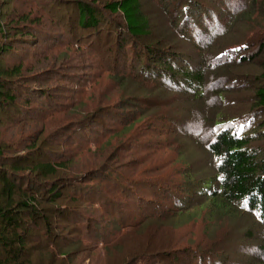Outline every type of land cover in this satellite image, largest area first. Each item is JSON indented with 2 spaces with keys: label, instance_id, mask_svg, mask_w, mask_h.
Returning <instances> with one entry per match:
<instances>
[{
  "label": "trees",
  "instance_id": "16d2710c",
  "mask_svg": "<svg viewBox=\"0 0 264 264\" xmlns=\"http://www.w3.org/2000/svg\"><path fill=\"white\" fill-rule=\"evenodd\" d=\"M157 4L163 5L167 15L174 16L172 25L177 29L179 37L192 39L204 48L214 41L222 42L224 37L234 35L241 24L248 23L251 30L242 39L239 37L234 40V36L233 45L212 47L203 57V66L194 71L190 65L185 67L176 59L170 60L162 49L152 45L141 48L138 44L142 38L150 37L152 30V21L142 0H95L92 4L77 0L78 23L85 30L78 35L60 23L58 26L64 34L55 44H60L66 36L68 45L76 49L78 43L90 49L98 45L109 50L114 47L111 65L104 63L97 51L98 62L104 66L107 75L114 76L118 87L121 81L128 78L118 72L121 70L118 63L123 66L132 64L138 70L134 76L135 84L128 83L131 87L125 85L123 91L126 93L123 92L122 97L107 106L99 103L89 111L81 109L83 102L80 88L85 85L87 78L93 79L97 73L85 77V67L81 70L79 68L78 53L74 57L46 53L40 58L44 60L42 64H46V72H43L46 81L37 83V78L33 79L36 81L33 82L36 85L34 88L21 86L20 89V86L14 85L8 88L0 81L1 107H14V102L20 99L32 106L24 112V116L13 118L14 128L18 126L19 129L16 134H20L21 143L25 142V149L29 151L20 157L35 158L32 166L19 167L14 164L11 169L13 171L0 167V264H66L72 252L70 246L76 245L80 253L95 251L103 246L105 249L119 247L123 241L120 239L122 236L130 235L135 227H147L155 220L161 224L168 223L170 234L174 228L183 224L181 217L185 215V210L182 204L188 206L194 192L206 198L214 209L220 210L225 216L246 217L254 222V226L264 228V0H239L238 3L232 0H168ZM17 28L12 27L16 33L19 32ZM12 29L7 31L4 24H0L2 36L11 33ZM95 29L98 30L96 36L87 35V32L93 34ZM43 31L50 35L53 33L46 29ZM104 31L108 38H105L106 35L102 37ZM24 32L30 39L39 37L32 28ZM112 34L116 36L115 40L110 39ZM53 39L54 36L50 41ZM250 41L256 45L252 47ZM11 42L0 44V57L12 50ZM129 44L134 53L132 57L126 53ZM58 63L63 64L62 67L53 70L51 66ZM234 63L242 68L246 64L258 67L255 74L245 73L249 76L248 84L243 83L253 94L242 98L241 103L247 102V106L241 104L234 109H219L209 124H200L193 140L196 145H202L213 158L211 180L204 182V186L198 189L183 190L181 179L176 181L171 172H164L165 160L161 158L155 163L147 159L148 151L152 155L151 150L147 151L152 143L149 131L159 126L170 127L174 118L160 111L135 126L144 117L147 105L132 99V92H135L137 84L143 85L139 80L148 82L154 79L153 82H156L162 76L166 78V89L178 90L208 103L212 100L209 101L207 89L215 87L212 91L217 95H212L211 99L215 103L218 100L224 102L228 100V92L216 90L219 83L209 78L207 70L213 68V74L220 76L229 67L227 64ZM65 64L69 65L68 68L63 67ZM82 65L85 66L84 63ZM23 68L21 63L13 64L11 69L4 71L0 67V77L1 74L21 77ZM154 72L156 76L152 78L149 73ZM89 83L94 84L91 81ZM162 85L153 84L156 87L154 93ZM24 89L29 93L17 96V92H23ZM145 89L143 91L146 93L152 92ZM111 109L123 113V118L119 120L110 114L103 116L110 113ZM16 113L19 114V111ZM50 127L52 130L45 135ZM36 128L40 130L37 132ZM124 132L127 135L117 148V153L127 154L137 148L145 153L135 155L139 160L137 162L135 159L121 164L131 170L128 177L118 176L113 164L119 156L115 150L103 157L101 165L85 169L86 164L81 162L84 154L96 153L101 149L99 143L105 141L107 145L113 135ZM169 134L171 130L163 132L165 138L162 142L174 150L178 157L189 160L185 155L188 143L169 138ZM100 137L105 139L100 141ZM13 147H16L15 144L7 145L3 142L0 134V159H8L4 153ZM20 157L15 155V158ZM18 168L24 171L28 169L31 175L29 179L15 173ZM100 173L115 177L113 184L109 183L108 178L105 179L104 174L100 179ZM181 173L191 176V172L186 169ZM21 180L29 181L28 186L23 187L19 183ZM118 183L124 184L122 191ZM189 192H192L191 195H188ZM126 202H129L130 208ZM203 204L204 201H201L197 205ZM249 225L245 234L251 238L254 228ZM34 227L38 228L35 234H39L38 243L33 242ZM173 245L171 243L166 246L172 248ZM259 248L264 250V244L261 243ZM199 249L184 245L172 254L176 257L180 252L190 255V264H206L207 261L211 263L216 260L210 257L215 248L209 253ZM139 252L135 250L130 255L135 260L138 258L134 264H169L166 260L169 256L163 259L158 256L160 253Z\"/></svg>",
  "mask_w": 264,
  "mask_h": 264
},
{
  "label": "rangeland",
  "instance_id": "374dc122",
  "mask_svg": "<svg viewBox=\"0 0 264 264\" xmlns=\"http://www.w3.org/2000/svg\"><path fill=\"white\" fill-rule=\"evenodd\" d=\"M85 1L90 2L91 4L92 2H95V0ZM232 1L238 3L239 0ZM142 2L145 5V10L150 17V20L152 21V30L150 37H144L141 41H138L141 48L152 45L162 49L169 55L170 60L174 61L176 59V61L181 63L180 65L185 67H189L190 65L194 71L198 70V67L203 66V57L212 47H227L233 45L234 43L232 42L234 36V40L239 37L242 39L244 35L250 33L251 30L248 23L244 25L241 24L234 35L227 38L224 37L222 42L214 41L210 46L204 48L196 44L192 39L186 40L177 35V29L172 25L174 16L171 14L167 15L166 10L162 8L163 5L157 4L168 2V0H157L154 2L152 0H142ZM76 12L77 0H0V24H4L7 31H10L13 26H17L19 31L16 33L15 30L12 29L11 33L6 34L5 36H2L0 33L1 45L9 43L10 41L13 43L11 47L12 50L7 52L5 56L0 57V67L2 71L7 68L11 69L13 64L16 63H21V67H24L21 77L17 75L9 77L1 74L0 81L5 83L8 88L13 85L20 86V89L21 86L26 88L32 86V88H34L36 87V85H34L36 81H33V79L37 78V83L46 81L43 76V72H46V69L44 68L46 64H42L44 63V60L40 59L43 58L46 53L53 55L58 54L57 56L67 54L71 57L76 56L78 53V62L80 63L79 68L81 70V68L85 67V77L87 78L88 76L97 73V75H94L93 77L94 80L87 78L85 85L80 88L79 92L83 102L81 109L89 111L99 103L107 106L111 101H116L122 97L126 93L123 91L124 86L128 83L131 85L135 84L134 76L137 74L136 71L138 70L132 64L123 66L118 63V66H120L121 69L118 72L120 74L124 73L128 76L126 81H121V85L118 87L114 76L112 74L107 75V73L104 72V66L98 62L96 57L98 51L102 56L103 62H108L109 65H111L110 61L113 63L112 58L115 53L114 47L112 50H109L107 47L98 45L97 48L90 49V47H85L83 44L78 43L76 49L68 45L66 36H64V40L61 41L60 44H55L60 39V36L64 34L58 26L60 23H62L65 28H69L78 35L81 34L80 32H83L82 30H85L78 23V15H76ZM257 12L258 10L254 11V14ZM28 28H32L33 32L39 34V37L34 40L32 38L30 39L26 32H24ZM107 28L108 27H104V29ZM44 29L50 30L53 33L51 35L49 32L45 33L43 31ZM100 30L102 29L100 28ZM97 33L98 30L95 29L93 34L87 32V35L94 37ZM106 34L107 33L104 31L102 37ZM53 36L54 39L50 41ZM115 37L116 36L112 34L110 39L115 40ZM105 38H108V35H106ZM195 38H198V36ZM249 43H251L252 47L256 45L253 41H250ZM126 53L129 57L134 56L130 44L128 45ZM174 55L176 56L174 57ZM119 60L123 63L122 58ZM45 63H47V61ZM72 63L76 64L75 61H72ZM83 63L85 66L82 65ZM58 64L59 65H52L51 68L53 70L60 69L63 64ZM89 65H93V67L90 68ZM94 65L97 68H95ZM68 66V64H65L63 67L68 68ZM226 66H229L230 68L228 67L224 74L220 76L213 74V71H215L213 68L207 70V72L210 73L208 74L209 78H213V82L219 83V87H217L218 89L216 90H225L228 92V100H225L224 102L218 100V102L215 103V101L211 99L212 95H217V93L213 92L215 87L207 89L208 95L210 96L209 101L212 100V102L208 103H206L205 100L202 101L191 98L188 94L178 90L172 91L166 89V78L162 76L159 77V80H156V82H153L154 79L148 82L139 80L143 85L141 86L137 84L135 86L137 87L135 92H132V94H134V98L132 99H136L138 103L147 105V111L145 112L144 117L142 120H138L137 123L134 124L135 126L141 124L146 119L153 116L154 113L160 111L166 112L167 115L174 118L171 120L173 124H171L170 127L159 126L158 128H152L149 131L152 135L149 136L152 143L147 151L151 150L152 155L148 151L147 159L148 161L155 163H158L161 158L162 160H165L166 170L162 171L167 173L171 172L176 181L181 179L183 181V190L186 188L198 189L204 186V182H210L211 180L210 172L213 170V158L207 154L202 145H196L193 140L195 134L200 129V124H209L213 114L219 109H234L238 108L241 104H243L244 107L247 106V102L243 101L241 103L242 98L253 94L251 89H248L249 87L243 85V83L248 84L247 77L249 76L245 73L255 74L256 68L258 67L253 64H246L242 68L236 63L227 64ZM63 71L67 70L63 69ZM127 72H130V74ZM144 74H148V72H144ZM149 74L152 75V78L156 76V72ZM61 81L62 80H60V82ZM90 81L92 83L94 82V84L89 83ZM159 82L163 85L154 93L156 87H154L153 84H158L159 86L161 85ZM144 88L152 90V92L146 93L143 91ZM2 90L5 91L6 89L2 88ZM25 93H29L27 89H24L23 92L18 91L17 96L21 95L22 97ZM127 94L131 93L127 92ZM14 104V107L6 108L4 105L2 107L0 106V134L2 140L7 145L13 143L16 146L13 147L11 151L4 153L8 156V159H0V167L9 171L13 168L12 166L14 164H17L19 167H27L28 165L32 166V164H34L33 160L35 159L34 157H20L24 154H28L29 151L25 149L26 143H21L20 134H16V131L19 132V129L18 126L16 129L14 128L15 118H13V116H24V112L32 106L24 103L21 99L15 101ZM201 108H204L205 110L202 111ZM115 110L116 109H111L110 113H103V116L110 114V116L115 115L119 120L120 118H123V113ZM17 111H19V114L16 113ZM136 116L138 115L136 114ZM74 117L75 116L72 118ZM9 120L13 121L8 125H3ZM37 125L39 128L41 127L39 123H37ZM36 130L38 132L40 129L36 128ZM50 130H52V127L47 128L45 135H47ZM168 130H171L169 138H176V141L185 144L188 143L185 146V155L190 158L189 160L186 157H178L174 150H170L165 143L162 142L165 138L163 132ZM126 135L127 133L125 132L118 135L115 134L110 139L109 144L105 145V141L99 143L101 144V149L96 151V153L87 152L84 154L81 157V162L83 165L86 164L85 169H88L91 166L96 168L104 162L103 157L110 155L114 150L117 153V148L122 144L121 142ZM104 139L105 138L100 137V141ZM15 149L16 151L14 152L13 150ZM16 154H18V157L21 159L15 158ZM117 154L119 156L114 159L113 164L115 169H117L118 176L124 178V176L128 177L131 170H128L127 167L121 164L124 161L129 162L135 160V155L145 153L137 148L134 152H128L127 154H125V152H119ZM137 161L139 160L136 159L135 162ZM140 168L141 166L138 167V169ZM185 169L191 172V176H186L181 173ZM15 173L21 174L25 179H29L31 176L28 169L24 171L18 168L15 170ZM102 174H104L105 179H109L110 184H113L115 177H109L106 173H100V179ZM19 183L23 185V187H26L28 186L29 181L25 182L21 180ZM118 184L122 191L124 184ZM66 193H68V191H66ZM191 193L192 192H189L188 195H191ZM191 196H193L191 198L192 201L188 206L182 204L184 207L183 209L185 210V215L181 217L183 224L174 228V232L169 234L171 227H169L168 223L161 224L155 220L147 227H135L130 235L122 236L120 239L123 241H121L119 247L112 246L105 249V246H103V248L101 247L95 251L80 253L78 252L76 245L73 247L70 246L72 252L68 257L69 262L66 264H134L138 258L135 260V258H130V255L135 250L140 251L139 253L141 254L160 253L158 256L163 259L169 256L166 258L169 264H190V255H184L182 254L183 252H180L176 257L172 254L178 252L176 249L179 248V246L184 245H190L194 248L199 247V250H202L205 253H209L212 248H215L212 253L213 255L210 257L216 258V260H213L211 263L207 261L206 264H264V250L259 248L261 243L264 244V228L254 226V222L249 221L246 217L235 218L228 215L225 216L220 210L214 209L212 203L208 202L207 199L202 197L199 193L194 192ZM201 201H204V204L197 205ZM126 205L130 208L129 202H126ZM186 217H189V219ZM249 224L254 228L253 237L251 238L247 237L245 234L246 228L250 226ZM158 227L160 229L155 235H153ZM34 228L33 242L38 243L37 239L39 234L35 235L37 234L38 228ZM171 243H174L172 248L166 246ZM128 254L129 256H127ZM125 257H127V259L124 261Z\"/></svg>",
  "mask_w": 264,
  "mask_h": 264
}]
</instances>
